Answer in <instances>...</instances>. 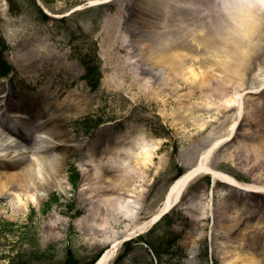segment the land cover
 I'll list each match as a JSON object with an SVG mask.
<instances>
[{
    "label": "rangeland",
    "instance_id": "1",
    "mask_svg": "<svg viewBox=\"0 0 264 264\" xmlns=\"http://www.w3.org/2000/svg\"><path fill=\"white\" fill-rule=\"evenodd\" d=\"M90 1L0 0L1 87L12 88L16 96L18 90L47 93L49 85L57 103L79 102L66 123L75 135L66 192L53 191L38 204L28 202L16 215L0 197V264H92L103 253L106 247L91 244L99 233L87 225L88 202L78 189L87 149L113 147L101 145L112 135L142 138L152 146L151 164L140 165L141 180L149 185L140 200L138 223L155 212L172 183L215 143L209 157L214 170L238 183L264 187V177H257L264 172L263 133L253 137L256 152L249 147L244 152L242 137L230 134L237 104H228L222 95L247 93L242 115L250 129L260 132L264 120L251 112L258 104L264 109V29L247 38L248 53L236 62L238 74L225 70L227 62H234L226 59L228 40H240L242 20L253 14L264 27V10L255 12L259 4L226 12L223 0H126L121 25L128 42L123 46L107 37L116 0L89 9ZM37 47L55 52L57 60L43 51L38 62L25 65ZM231 190L221 180L212 187L209 175H198L181 203L151 230L123 243L109 264H225L223 243L227 236L234 242L244 226L231 234L225 228L232 219L228 216L239 213L231 208L232 198L245 210ZM253 198L264 208V192ZM51 217L63 223L50 230ZM242 218L240 224L253 217ZM127 223L111 230L122 231ZM241 248L248 253L245 245Z\"/></svg>",
    "mask_w": 264,
    "mask_h": 264
},
{
    "label": "bare ground",
    "instance_id": "2",
    "mask_svg": "<svg viewBox=\"0 0 264 264\" xmlns=\"http://www.w3.org/2000/svg\"><path fill=\"white\" fill-rule=\"evenodd\" d=\"M123 1L116 0L118 6L112 17H109L111 28L107 37L113 41L118 40L126 46L127 32L121 25ZM100 2H104V0H91L89 4L95 5ZM258 4L259 7L255 12L262 15L264 0H223L220 6L223 11L229 12L234 8L242 9ZM261 29L264 27L261 28L260 20L253 14L242 20L240 40L235 36L228 40L231 46L226 51V59L234 62L225 64L227 72L238 74L236 62L241 54L248 53L247 38L249 40L254 32ZM111 31L114 32L110 33ZM104 42L108 44L106 38ZM46 50L44 47H37L36 50L29 52V55L24 59L25 65L38 62L37 60H40L41 57L40 52L43 51L46 52L47 58L53 57L57 60L55 52ZM131 64L129 65L131 66ZM133 70L136 71L135 68ZM191 74L200 76L199 73L191 72ZM234 83L237 84V82ZM222 95L224 98H228V104H237L236 118H234L236 122L234 121V124L231 125L230 134L236 131L235 136L238 134L242 137L241 141L243 142L239 147L244 152L247 153V147L250 148V153L251 151L256 152L259 146L258 143L254 145L253 137L257 133H263L260 134L259 141H264V123L262 122L259 127L260 132L259 130L254 131L250 129L243 118L244 101L246 102L249 96L247 93H243L244 97L242 95L233 97L225 92H222ZM53 98L55 96L49 92V85H47V93L43 89L42 92L23 100L20 96H7L5 103H2L3 101L0 99V197L5 196L13 215L23 213V208L28 202L34 204L42 202L53 191L62 194L66 192V185H68L67 162L70 148L75 144V135L66 127V123L68 115L75 116L76 113L73 112L75 111L73 109H77L79 102L69 101V104L62 105L54 101ZM18 101L20 102L16 106L15 103ZM252 110V115L257 114L256 118L260 117L261 121L264 120V109L260 104ZM246 114H249V110ZM29 121L32 125L27 123ZM26 131L32 132L30 133L31 137L25 133ZM101 144L114 146L101 149L99 152L96 150V153L88 149L78 189L79 197L84 202H88L87 211L91 218L87 225L99 233L98 237H92L91 244L106 247L101 256L92 264H109L124 241L144 234L160 219L162 214L170 212L173 207L180 204L181 195L190 180L194 175L202 173L210 174L212 181L221 180L233 188L235 191H231L236 195V197L233 196L234 199L241 198L243 209L245 208L242 213L236 200L233 198L230 200L231 208L238 209L239 213L236 212L234 216H228L232 218L225 226L230 229L228 234L238 230L241 225L244 226L238 236L233 234L236 238L234 242L228 241L233 238L227 236L223 243L224 263L264 264V229H262L264 228V208H260V202L254 198L251 199V197L264 192V187L238 183L231 176L214 170L210 166L209 157L216 150L217 143L205 150L194 166L172 183L160 206L147 220L139 223L137 220L141 210L140 200L149 185L148 181L141 180L143 172L140 165L149 167L151 164L152 146L142 138L139 141L126 134L112 135L103 139ZM107 150L109 151L107 152ZM262 162L264 164V160ZM257 177H264V172H259ZM257 181L259 182V180ZM243 216L253 218L251 222L240 224ZM51 219L53 220L47 223V228L50 230L55 229L57 224L63 223L56 217H51ZM122 221L128 222L124 230L119 232L111 230L113 226L119 225ZM76 226H80V223H77ZM228 229L225 231L226 233ZM261 229L262 232H260ZM242 245L247 247L246 256L241 252Z\"/></svg>",
    "mask_w": 264,
    "mask_h": 264
}]
</instances>
